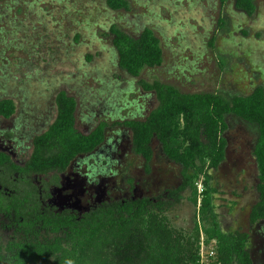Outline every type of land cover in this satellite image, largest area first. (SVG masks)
Masks as SVG:
<instances>
[{
	"label": "rangeland",
	"instance_id": "rangeland-1",
	"mask_svg": "<svg viewBox=\"0 0 264 264\" xmlns=\"http://www.w3.org/2000/svg\"><path fill=\"white\" fill-rule=\"evenodd\" d=\"M128 1L130 11H112L107 0H0V101L16 104L12 118L0 116V150L24 163L35 136L55 120L56 95L66 92L77 102L79 131L88 133L102 121L110 129L97 151L78 157L62 175L53 206L82 213L105 202L151 198L175 232L195 240L199 232L200 250L203 244L209 250L212 241L197 230L190 192L180 199L174 194L182 166L170 162L156 141L147 173L144 160L133 153L132 132L115 123L144 120L157 107L156 95L144 90L142 81L228 98L264 88V0H255L252 17L238 10L235 0L225 5L221 0ZM113 25L134 37L152 29L162 43L163 66L139 78L120 69L110 35ZM227 117V158L211 173L217 190L214 206L225 233L250 232L254 264H264V222L249 225L258 201L253 153L258 132L233 115ZM52 238L41 235L42 240ZM23 239L0 216V249L5 253L7 244Z\"/></svg>",
	"mask_w": 264,
	"mask_h": 264
},
{
	"label": "trees",
	"instance_id": "trees-1",
	"mask_svg": "<svg viewBox=\"0 0 264 264\" xmlns=\"http://www.w3.org/2000/svg\"><path fill=\"white\" fill-rule=\"evenodd\" d=\"M226 2L221 0L222 5ZM107 6L112 11L131 9L128 0H107ZM235 6L249 17L257 11L255 0H235ZM110 35L120 69L132 77L139 78L146 70L163 66L162 43L152 29L146 28L134 37L113 25ZM210 45L214 48L215 38ZM141 85L156 95L157 107L144 120L115 125L132 130L133 152L145 160L147 172L154 155L153 141L161 144L171 162L182 166L183 181L175 194L180 199L181 193L189 190L196 208L197 230L202 229L208 241L216 242L217 255L208 264H253L249 234L225 233L221 228L209 172L225 159L226 117L233 115L254 126L258 132L254 157L259 201L251 210L250 224L264 221V88L228 98L219 93H182L157 80L142 81ZM55 102L56 119L47 131L35 137L26 166L18 168L0 153V168H7L11 174L60 173L79 155L90 154L102 145L108 123H99L88 134L81 133L76 127V100L62 91ZM15 112L14 101L0 102L2 117L8 119ZM26 183L23 193L0 190V215L10 217L15 230L24 237L7 244L5 253L0 249V264H201L199 232L196 240L175 232L160 204L149 198L105 203L79 217L43 208L37 200L36 186ZM43 232L54 238L42 240Z\"/></svg>",
	"mask_w": 264,
	"mask_h": 264
},
{
	"label": "flooded vegetation",
	"instance_id": "flooded-vegetation-1",
	"mask_svg": "<svg viewBox=\"0 0 264 264\" xmlns=\"http://www.w3.org/2000/svg\"><path fill=\"white\" fill-rule=\"evenodd\" d=\"M57 96V95H56ZM56 99V98H55ZM5 100V99H4ZM10 100V99H9ZM2 101V100H1ZM0 101V102H1ZM13 101V100H12ZM15 103V102H14ZM77 103V102H76ZM16 105V104H15ZM55 105H56V102H55ZM16 113V112H15ZM76 113H77V108H76ZM15 115V114H14ZM13 115V116H14ZM1 116V115H0ZM12 116V117H13ZM56 116H57V106H56ZM2 117V116H1ZM12 117H10V118H12ZM2 118H4V117H2ZM10 118H8V119H10ZM227 118L228 117H226V124H227V130H228V123H227ZM236 118V117H235ZM4 119H7V118H4ZM55 119H56V117H55ZM238 119V118H237ZM55 121V120H54ZM53 121V122H54ZM125 121H130V120H125ZM52 122V123H53ZM102 122H105V121H102ZM121 122H123V121H121ZM51 123V124H52ZM99 123H101V122H99ZM98 123V124H99ZM107 123V122H106ZM97 124V125H98ZM96 125V126H97ZM109 126H108V128H107V130H106V135H107V131L110 129V124H108ZM95 126V127H96ZM116 126V128L117 127H120V128H125V129H128V130H130L131 132H132V130L130 129V128H128V127H124V126H120V125H115ZM50 127V126H49ZM48 127V128H49ZM76 127H77V119H76ZM47 128V129H48ZM47 129L45 130V131H47ZM78 129V128H77ZM227 130L224 132V134H223V137L225 138V133L227 132ZM44 131V132H45ZM43 132V133H44ZM81 132V131H80ZM90 132H92V130L90 131ZM90 132H88V133H90ZM43 133H41V134H43ZM81 133H83V132H81ZM88 133H84V134H88ZM41 134H38L37 136H39V135H41ZM37 136H35V137H37ZM258 138V137H257ZM35 139V138H34ZM34 139H33V141H34ZM225 140H226V138H225ZM105 141H106V137H105ZM105 141L102 143V145L105 143ZM154 142H156V141H153L152 142V148H153V144H154ZM158 142V141H157ZM226 142H227V140H226ZM101 145V146H102ZM101 146H99L95 151H97ZM254 148H255V146H254ZM132 150H133V145H132ZM94 151V152H95ZM163 151V150H162ZM228 151V142H227V144H226V154H225V159L223 160V162L218 166V168L217 169H212V170H210V172H209V174L212 176V172L213 171H217L220 167H221V165L225 162V160H226V158H227V152ZM94 152H92V153H94ZM0 153L1 154H4L7 158H8V160L10 161L9 163L10 164H13V165H15L16 167H18V168H24L25 166H26V164L28 163V161H29V159H30V157H31V155H32V153H33V142H32V153H31V155H30V157L24 162V163H17L13 158H12V156L10 155V154H8V153H6V152H4V151H1L0 150ZM92 153H90V154H92ZM134 153V152H133ZM153 153H154V148H153ZM253 153H254V151H253ZM90 154H86V155H90ZM164 154V153H163ZM135 155V154H134ZM80 156H84V155H79L78 157H80ZM137 156V155H136ZM77 157V158H78ZM138 157H140V156H138ZM166 157V156H165ZM76 158V159H77ZM142 158V157H141ZM167 158V157H166ZM76 159H74L72 162H71V164L69 165V167L64 171V172H60V173H55V172H51V173H48V174H35V173H31V174H23V173H19V172H15V173H13V174H11V171H9L7 168H0V190H3V191H5V193H23L25 190H26V188L28 187V185H27V181L29 182V183H31L32 185H35L36 186V196H37V200H38V202L40 203V205H42L43 206V208H46V209H48L49 211H53V212H58V213H63V212H69V213H71V214H76L77 216H79V217H81L83 214H85V213H88V212H90V211H92V210H94V209H96L97 207H99V206H101V205H103V204H111V203H113V202H125V201H131V200H136V199H142V198H132V199H126V200H122V201H111V202H105V203H102V204H100V205H97V206H95V207H93V208H91V209H89L88 211H86V212H82V213H79L78 211H75V210H72V209H64V210H62V211H60V210H58L55 206H53V204L51 203V201H52V199H53V193H54V190H56V189H58V188H60L61 186H62V175L64 174V173H66L67 172V170L71 167V165H72V163L76 160ZM143 159V158H142ZM153 159H154V155H153V158H152V161H153ZM168 159V158H167ZM144 160V159H143ZM169 160V159H168ZM152 161L150 162V172H151V163H152ZM170 161V160H169ZM256 161V160H255ZM171 162V161H170ZM172 163H174V162H172ZM144 164H145V170H146V172H147V169H146V162H145V160H144ZM174 164H176V163H174ZM257 164V163H256ZM178 165V164H177ZM257 170H258V166H257ZM183 171V170H182ZM150 172H147V173H150ZM181 177H182V173H181ZM182 179V178H181ZM182 181H183V179L181 180V183H180V185L182 184ZM212 183H213V176H212ZM258 184H259V179H258ZM258 184H257V187H258ZM179 185V186H180ZM178 186V187H179ZM212 186H213V184H212ZM177 187V188H178ZM257 187H256V189H257ZM176 188V189H177ZM214 188V187H213ZM215 189V188H214ZM216 190V189H215ZM186 191H189V190H186ZM185 192V191H184ZM174 192H172V194H173ZM183 193V192H182ZM181 193V194H182ZM216 193H217V190H216ZM257 193H258V191H257ZM175 194V193H174ZM214 195H215V193L213 194V197H214ZM143 198H147V197H143ZM150 200H152L151 198H149ZM153 201V200H152ZM258 201H259V193H258ZM257 201V202H258ZM257 202L253 205V206H255L256 204H257ZM214 203V202H213ZM157 204V203H156ZM253 206H252V208H253ZM252 208H251V210H252ZM216 210V209H215ZM251 210H250V213H251ZM217 213V212H216ZM250 213H249V225L251 226V227H253V226H256V225H258V224H260V223H262V222H264V221H262V222H260V223H258V224H255V225H251L250 224ZM0 216H4V217H6V218H8L9 220H10V222H11V227H13L14 229H15V227L12 225V219L10 218V217H8V216H6V215H0ZM217 217H218V215H217ZM218 220H219V218H218ZM220 222V221H219ZM221 225V224H220ZM222 228V227H221ZM223 230V229H222ZM236 232H246V231H236ZM236 232H234V233H236ZM246 233H248L249 234V236H250V232H246ZM22 235V234H21ZM23 236V235H22ZM249 242H250V239H249ZM249 247V246H248ZM249 251H250V249H249ZM250 253H251V251H250ZM251 258H252V261H253V257H252V254H251ZM253 264H254V261H253Z\"/></svg>",
	"mask_w": 264,
	"mask_h": 264
},
{
	"label": "built area",
	"instance_id": "built-area-1",
	"mask_svg": "<svg viewBox=\"0 0 264 264\" xmlns=\"http://www.w3.org/2000/svg\"><path fill=\"white\" fill-rule=\"evenodd\" d=\"M205 246L203 244V247L200 250V263L201 264H208L211 259L215 258L217 255V251H216V242L212 241L211 246L209 247L208 251H205Z\"/></svg>",
	"mask_w": 264,
	"mask_h": 264
}]
</instances>
